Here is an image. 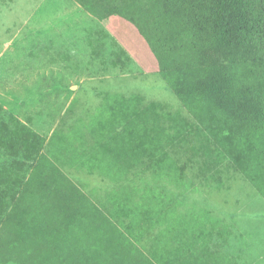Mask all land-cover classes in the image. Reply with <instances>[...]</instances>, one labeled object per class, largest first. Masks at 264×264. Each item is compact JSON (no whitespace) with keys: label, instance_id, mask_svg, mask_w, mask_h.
<instances>
[{"label":"trees","instance_id":"obj_1","mask_svg":"<svg viewBox=\"0 0 264 264\" xmlns=\"http://www.w3.org/2000/svg\"><path fill=\"white\" fill-rule=\"evenodd\" d=\"M73 1L98 20L118 16L133 25L178 98L175 109L140 94H105L109 121L137 118L124 154L137 155L140 168L153 157L191 173V185L229 160L264 198V0ZM101 135L91 148L85 138L80 144L109 172L111 159L98 152L112 148ZM45 146L0 105V264H152Z\"/></svg>","mask_w":264,"mask_h":264},{"label":"crops","instance_id":"obj_2","mask_svg":"<svg viewBox=\"0 0 264 264\" xmlns=\"http://www.w3.org/2000/svg\"><path fill=\"white\" fill-rule=\"evenodd\" d=\"M81 78L66 80L65 83L76 86L71 96L72 91H42L32 103L25 96L21 112L24 111L22 117L26 118L20 121L46 138L44 153L70 180L82 179L79 173L88 178L81 180L85 195L109 188L121 192L117 193L116 201L110 199L115 209L111 218L115 216L113 222L118 228L122 229L123 225L127 228L125 219L122 222L117 218L120 217L118 203H121L129 225L140 226L134 233L136 239L133 237L136 248L152 264H264V198L256 189L261 203L251 204L246 194L236 195L230 181L238 176L236 173H241L234 165L227 160L193 185L189 183L191 173L163 168L165 163L152 161L153 157H148L147 164L140 168L137 155L124 154L130 147L127 139L131 137V128L137 126L133 124L137 118L119 116L114 123L109 121L108 110L103 109L108 92L97 94L100 105L94 115L72 107L87 81ZM40 79L43 80L37 75L31 82L36 84ZM44 80L53 85L64 81L63 78ZM40 100L47 102L40 104ZM9 111L15 115L20 113L19 107H10ZM102 127H105L103 131ZM96 133L102 134V145L112 148L110 154L98 152L105 162L111 159L109 172L98 164L92 150L85 148L83 152L80 144V137L85 138L88 142L85 145L91 148ZM76 153L78 159L73 156ZM72 157L75 163L69 162ZM92 177L96 184H89ZM215 193L223 194L218 198L219 194L214 196Z\"/></svg>","mask_w":264,"mask_h":264},{"label":"rangeland","instance_id":"obj_3","mask_svg":"<svg viewBox=\"0 0 264 264\" xmlns=\"http://www.w3.org/2000/svg\"><path fill=\"white\" fill-rule=\"evenodd\" d=\"M37 75L43 80L34 84L31 81ZM80 77L87 81L72 107L85 109L83 112L89 115H94L99 108L97 94L102 92H108L112 97L140 94L149 101L179 109L178 98L156 73V62L150 48L130 23L118 16L98 20L73 0H0V105L8 111L10 107H19L20 113L13 115L25 120L21 107H24L26 97L29 96L27 101L32 103L42 91L54 90L63 93L72 91L71 96L76 86L65 82ZM46 78L53 81L63 78L64 81L53 85L45 81ZM251 170L247 169L249 174ZM236 174L238 176L235 175L230 181L236 195L246 194L249 203H261L260 197L255 194L256 188L241 174ZM78 175L82 179L71 181L80 185L82 190L81 180L88 178L81 173ZM94 179L92 177L89 184H96ZM257 181V185L261 186L262 182ZM117 193L121 192L109 188L95 190L86 196L100 209L113 215L115 209L110 199L116 201ZM223 193L213 195L219 198ZM123 212L121 203H118L120 217L117 218L122 222L125 219L127 228L124 225L122 229L117 228L136 247L133 237L136 239L134 233L138 228L129 225L128 217ZM79 237L77 233L73 236L76 239ZM138 251L146 257L142 251Z\"/></svg>","mask_w":264,"mask_h":264}]
</instances>
